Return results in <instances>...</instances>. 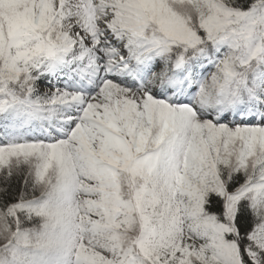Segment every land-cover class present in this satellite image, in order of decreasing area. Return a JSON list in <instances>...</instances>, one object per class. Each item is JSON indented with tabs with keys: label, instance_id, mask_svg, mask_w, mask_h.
I'll list each match as a JSON object with an SVG mask.
<instances>
[{
	"label": "snow or ice",
	"instance_id": "snow-or-ice-1",
	"mask_svg": "<svg viewBox=\"0 0 264 264\" xmlns=\"http://www.w3.org/2000/svg\"><path fill=\"white\" fill-rule=\"evenodd\" d=\"M0 264H264V0H0Z\"/></svg>",
	"mask_w": 264,
	"mask_h": 264
},
{
	"label": "rangeland",
	"instance_id": "rangeland-1",
	"mask_svg": "<svg viewBox=\"0 0 264 264\" xmlns=\"http://www.w3.org/2000/svg\"><path fill=\"white\" fill-rule=\"evenodd\" d=\"M41 91H46L44 85H41Z\"/></svg>",
	"mask_w": 264,
	"mask_h": 264
}]
</instances>
